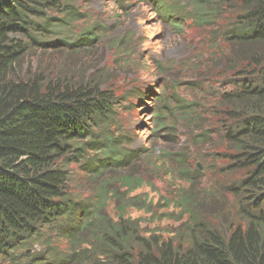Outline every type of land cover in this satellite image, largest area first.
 I'll list each match as a JSON object with an SVG mask.
<instances>
[{
  "label": "trees",
  "instance_id": "16d2710c",
  "mask_svg": "<svg viewBox=\"0 0 264 264\" xmlns=\"http://www.w3.org/2000/svg\"><path fill=\"white\" fill-rule=\"evenodd\" d=\"M223 1L242 10L227 36L241 59L229 62H241L234 68H245L241 77L255 73L220 105L234 166L247 172L239 188H231L242 222L230 229L205 222L215 206L205 207L192 176L175 199L182 215L176 220L186 218L178 235L166 239L142 234L139 222L126 217L130 207L154 212L153 202L122 194L111 178L86 200L73 194L71 163L87 159L85 170L100 176L110 167L125 169L135 156L108 134L117 97L97 84L21 76L20 61L29 45H43L37 34L48 31V13L59 10L60 0H0V257L16 264H264V0ZM94 150L105 157L89 155ZM159 154L149 172L164 173L171 159L185 162L179 154ZM147 155L151 160L155 149ZM120 179L130 192L141 186L129 174ZM111 198L120 205L116 221L106 208ZM34 237L41 242L27 247ZM57 239L66 248L54 246Z\"/></svg>",
  "mask_w": 264,
  "mask_h": 264
},
{
  "label": "rangeland",
  "instance_id": "374dc122",
  "mask_svg": "<svg viewBox=\"0 0 264 264\" xmlns=\"http://www.w3.org/2000/svg\"><path fill=\"white\" fill-rule=\"evenodd\" d=\"M165 1L181 4L168 10ZM59 4L58 11L48 13V31L37 34L43 45H29L19 74L92 83L113 91L117 106L108 134L135 155L125 169L110 167L100 176L85 170L87 159L71 163L73 194L86 200L95 186L111 178L122 194L147 196L155 206L154 212L130 207L126 217L139 222L142 234L168 239L178 235L186 218L176 220L182 215L175 199L179 190L191 185L193 176L205 207L215 206L205 222L229 229L242 222L231 188H239L247 172L235 168L234 151L224 140L225 125L219 118L222 97L255 74L241 77L245 68L234 69L241 65L239 47L227 38L236 14L242 12L240 5L223 0H60ZM235 55L237 61L229 62ZM151 149L155 155L150 160ZM163 151L179 154L185 162L178 165L171 159L164 173L149 172L148 163ZM96 152L89 155L105 157ZM124 174L139 179L133 182L141 186L132 192L122 187ZM119 207L113 198L108 200L111 220H117ZM34 238L27 247L41 242ZM52 243L59 249L68 244L58 239ZM15 262L0 257V264Z\"/></svg>",
  "mask_w": 264,
  "mask_h": 264
}]
</instances>
